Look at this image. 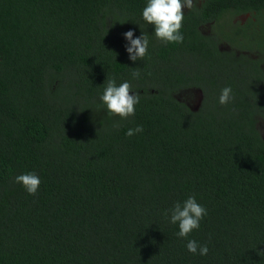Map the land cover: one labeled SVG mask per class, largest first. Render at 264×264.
Masks as SVG:
<instances>
[{"label":"trees","instance_id":"trees-1","mask_svg":"<svg viewBox=\"0 0 264 264\" xmlns=\"http://www.w3.org/2000/svg\"><path fill=\"white\" fill-rule=\"evenodd\" d=\"M199 1L166 44L146 0H0V264H264V0ZM113 78L134 116L100 101ZM191 88L198 109L177 98ZM28 172L35 195L14 183ZM189 196L207 215L179 238L165 213Z\"/></svg>","mask_w":264,"mask_h":264},{"label":"clouds","instance_id":"clouds-1","mask_svg":"<svg viewBox=\"0 0 264 264\" xmlns=\"http://www.w3.org/2000/svg\"><path fill=\"white\" fill-rule=\"evenodd\" d=\"M199 0H146V6L142 10V19L146 24L152 25L154 35L164 43H182L185 9L197 8ZM123 38L127 42L125 51L128 59L132 62L143 60L148 55L149 39L148 35L142 31L141 35L135 36L134 31L129 29L123 33ZM133 78H139L140 71L134 69ZM234 99L231 87L221 89L218 102L226 105ZM140 94L133 91L132 85L128 81L120 83L118 86L115 79H108L104 87L100 101L106 106L107 112L127 119L135 115V107L139 103ZM118 126V125H116ZM143 128L137 125L134 129H128L127 136H133L142 132ZM14 183L21 184L26 192L35 195L40 187V177L34 172L23 173L15 176ZM169 216L171 224L178 225L176 235L179 238H187L193 230L199 229L200 221L207 215L206 208L197 202L195 196H189L182 203L177 202L169 209L165 215ZM187 250L192 254L205 256L208 254V246L201 245L195 240L189 239L186 244Z\"/></svg>","mask_w":264,"mask_h":264},{"label":"rangeland","instance_id":"rangeland-1","mask_svg":"<svg viewBox=\"0 0 264 264\" xmlns=\"http://www.w3.org/2000/svg\"><path fill=\"white\" fill-rule=\"evenodd\" d=\"M246 18H247V15L237 17L236 19L241 21V20H244ZM201 30L204 33H210L211 24H206V25L202 26ZM225 48H227V47H225ZM177 98L179 100L185 102L192 109H198L201 105L203 96L201 94V91L198 88H191V89H186V90L178 92ZM258 128H259L260 133L264 137V120L259 121Z\"/></svg>","mask_w":264,"mask_h":264},{"label":"flooded vegetation","instance_id":"flooded-vegetation-1","mask_svg":"<svg viewBox=\"0 0 264 264\" xmlns=\"http://www.w3.org/2000/svg\"><path fill=\"white\" fill-rule=\"evenodd\" d=\"M201 2H202V1H199V4H200ZM199 4H198V5H199ZM242 16H246V15H242ZM248 17H249V15H247V18H248ZM247 18H246V19H247ZM246 19L241 20V22H245ZM211 25H212V24H211ZM201 28H202V27H201ZM201 28H200V29H201ZM201 31H202V30H201ZM203 33H204V32H203ZM205 34H207V35H209V34H213V32H212V27H211V31H210V33H205ZM224 48H225V47H224ZM226 49H229V48L227 47ZM246 54L251 55V56L254 57V58H256V56H257V55H252L251 53H246ZM189 107H190V106H189Z\"/></svg>","mask_w":264,"mask_h":264}]
</instances>
